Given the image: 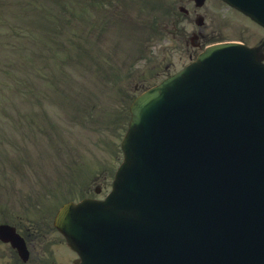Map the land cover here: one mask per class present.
<instances>
[{"label":"rangeland","instance_id":"1","mask_svg":"<svg viewBox=\"0 0 264 264\" xmlns=\"http://www.w3.org/2000/svg\"><path fill=\"white\" fill-rule=\"evenodd\" d=\"M51 1L59 2L39 0L38 11L24 12L10 6L9 0H0V102L7 104L11 97L28 96L27 105L35 102L36 108L45 110L50 118L44 127L31 129L16 127L13 117L0 115V136L5 139L0 143V222L17 223L22 218L21 228L31 232V236L42 217L44 224L48 220L51 225L52 213L65 198L88 190L92 193L98 184L101 189L106 187L112 166L120 156L118 135L128 116V102L133 94L130 87L135 84L128 82L127 89L123 86L120 96H114L118 91L116 72H123L136 62L141 67L144 58L149 60L148 66L153 63L158 71L169 62L173 67L182 63L185 51L194 49L193 45L186 48L184 39L200 28L195 21L197 16L203 17L205 42L240 38L254 42L259 35L254 25L219 0H205L203 7L193 6L190 0H75V13H82L71 18L73 26L69 23L66 31L50 26L61 18ZM84 1L91 5L96 2V6H88L83 13ZM180 6L187 9L188 15L179 10ZM8 18L9 26L1 24ZM176 25L174 31L179 38L171 40ZM43 29H52L51 35L42 36ZM64 45H69L74 54L77 48L81 60L79 68L66 66L60 70L63 81L73 95L81 92L78 99L93 98L87 109H73L65 104L60 96L68 95L66 88L56 86L60 96L51 90L50 83L60 72L55 51ZM61 49L57 50L58 57L63 56ZM29 52H39L40 59L4 71L12 62L25 59ZM17 74L22 76L16 77ZM152 77L147 74L139 80L145 83ZM92 89L96 96H84ZM46 92L49 96H44ZM17 109L14 106L12 111ZM19 122L23 123V118ZM6 135L17 143H7ZM94 177L99 178L95 181ZM49 231V251L61 253L59 241L52 239H60L59 233L52 226Z\"/></svg>","mask_w":264,"mask_h":264},{"label":"water","instance_id":"2","mask_svg":"<svg viewBox=\"0 0 264 264\" xmlns=\"http://www.w3.org/2000/svg\"><path fill=\"white\" fill-rule=\"evenodd\" d=\"M206 52L203 58L219 55L227 63L237 65L240 62L243 68L252 65L264 71V67L260 65L261 55L256 49L219 44ZM227 63L221 62L208 70L206 62L202 61L198 66L187 70L180 79L172 83L171 80L167 81L145 93L132 106L133 119L124 140L127 162L131 161L132 156L134 162H140L142 158L144 163L137 165L138 169L134 167L119 175L117 185L123 177V182L126 183L128 176L136 172L111 200L112 195L107 197L106 204L96 207V203L76 206L66 204L56 218L59 227L72 238L71 246L77 248L82 255L84 250L79 248L80 244L98 240L107 246L109 242L117 245L113 256L104 264H254L244 255L243 243L247 237L255 235L258 228L264 232V163L249 149L250 142L254 141L264 156V150L255 141L260 139L264 142V100L250 97L257 89L264 88V76L260 77L251 69L237 72L240 78L237 76L233 80L246 87L243 99L236 98L241 95L221 92L214 82L205 80L212 73L229 75L230 65ZM251 75L256 78L247 82ZM230 114L233 116L230 117ZM164 116L169 124L172 122L174 125L188 127L186 124L189 123L196 126L194 129H185L187 133L183 139L190 154L183 156V164L190 165V169L186 170L185 167L180 172L183 179L174 177L176 186L170 181L167 185L162 181L156 183L150 180L154 173L147 171L150 161L159 156L157 151H150L148 144L154 139L152 147L161 149L162 143L156 142L155 137L159 135ZM212 128L217 131H212ZM221 130L224 135L229 136L234 151L247 157L251 166L247 167L248 172L245 174L247 180L256 183H252L250 187L255 186L257 194L243 205L240 204L238 210L233 208L234 212H227L225 223L223 220L220 223L224 230L219 233L218 240L208 243L207 229L204 230L208 220L205 218L203 204L195 199V193L187 185L192 183V188L198 189L199 185H196L194 179L202 175L207 165L223 159L218 150L227 149L228 143L219 148L223 139L216 140V137ZM235 180L238 181L233 187L235 190L248 188L245 179ZM184 183V188L177 187ZM144 188L147 189L144 191L145 196L142 195L143 201L132 195ZM238 196L240 197L239 194ZM226 202L230 200L227 199ZM230 204L227 203L228 208ZM102 211L103 223L100 225L93 220L95 217L92 215ZM148 215L152 216L149 221ZM128 217L130 220L121 229L123 236L119 240V218ZM233 218L236 220V227L227 228ZM102 225L105 226L103 233L100 230ZM91 227L94 230L89 229ZM134 229L140 230L138 238L137 235L133 236ZM260 243L264 246V242ZM246 253L249 255V250ZM98 262L100 257L93 254L84 264ZM78 264L83 262L78 261Z\"/></svg>","mask_w":264,"mask_h":264}]
</instances>
